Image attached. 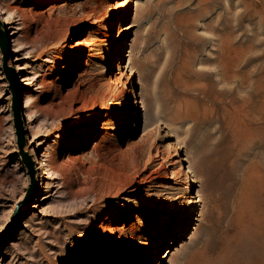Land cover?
<instances>
[{
	"label": "rangeland",
	"instance_id": "obj_1",
	"mask_svg": "<svg viewBox=\"0 0 264 264\" xmlns=\"http://www.w3.org/2000/svg\"><path fill=\"white\" fill-rule=\"evenodd\" d=\"M0 13V264H264V0H0ZM222 39L251 60L226 83L198 63ZM195 85L220 121L192 134L173 119ZM126 93L140 110L118 133ZM243 99L250 120L229 118ZM208 134L220 142L198 161Z\"/></svg>",
	"mask_w": 264,
	"mask_h": 264
},
{
	"label": "bare ground",
	"instance_id": "obj_2",
	"mask_svg": "<svg viewBox=\"0 0 264 264\" xmlns=\"http://www.w3.org/2000/svg\"><path fill=\"white\" fill-rule=\"evenodd\" d=\"M114 10H117V13L123 12V9L118 8V7H114L112 10L110 9V12L111 13L112 12L115 13ZM0 22H1V24L4 23L3 17H1V13H0ZM111 29H112V27H111V23H110V26L108 27V31L110 32ZM117 40H118V37L114 38L112 40V42H115ZM195 41L190 42V46L191 47L186 49L183 52V56L181 57L182 59L180 60V67H179L180 71H182V72H188L192 68L193 63H195V61H196L195 60V57H196V55H195ZM112 48H113V45H112ZM111 52H112V55H113V50ZM214 53H215V57L214 58H211V57L208 56L207 58L200 59V61H198V63L205 64V63L214 62V64L216 65V68L218 69L219 75L221 76V80L224 83H226L230 79L236 77L237 74H239L241 68H243L249 61H251L250 59H247V57L245 56V54H244L245 51L243 52L240 43H234L233 41L228 40V39H222V40L218 41V43H217V52H214ZM255 71H257V70H255ZM258 78L260 79V77H258ZM256 79H257V77L255 78V80ZM197 85H195V97H194V99H191L190 102H186L185 105H182V106L178 105V108L175 111V115H174L175 119H173L176 123H180V124H183L186 121L192 122L193 124L190 127V129L188 130L189 132H192V134H194V133L196 134L197 132H199V130H201L200 126H199V122L206 123V122H209V121H212V122L213 121H217V122L220 121L219 117L215 116L213 114L212 109L207 104V99H206L207 97H206V95L204 93V90H203L204 89V87H203L204 85L203 86L202 85L201 86H197ZM258 90L259 89H256V87H252V88H249V90H247L246 93L249 94V95L255 96V97L258 96V98H259L258 94H261V91H258ZM132 96L135 97V100L133 101V103L135 105L134 110L139 111L140 110L139 103H141V102L136 100V95L135 94H132ZM260 101H262V100H259V102H258L259 104H260ZM183 102H185V100ZM100 103H101L100 109L105 108V105H106L105 102L102 101ZM133 103L131 102V99H130L129 95L126 93L125 94V98H124V104H125V107H126L125 108V113H124V116H123V124L124 125H122L118 129V133L124 131L125 124H126V122L128 121V118H129V112H130V110H133V108H132V104ZM181 104H182V102H181ZM234 104H235V106H233L232 101H231V103H230L231 110L228 112V114H229L228 117L230 118L231 115H232V117L238 119L239 122L244 121V119L248 120L249 116L245 112V107L247 106V100L243 99L240 102H235L234 101ZM260 105H262L260 107L264 108L263 107L264 106L263 101H262V104H260ZM257 107H259V106H257ZM259 108H256L259 111V114L257 113L258 117H256V119H254V121H255L256 124H264V110H260L261 108L260 109ZM199 109L203 110L202 119L199 118V115L197 113ZM225 115H227V114H225ZM253 116H256V115H253ZM249 120H250V118H249ZM227 124H229V123H227V121H226L225 125L227 126ZM216 132H220V134H222L223 133V129L221 127L220 128H216ZM212 137H213L212 134H208L204 138H201V140L198 142V145H200V146H199L198 150L195 152V158L198 161L206 162V161H209L210 159H213L214 150H212V149L216 148V146L219 144L220 140L215 139V142H213L212 141L213 140ZM207 143L209 144V145H207L209 148L203 149L201 147V145L203 146L204 144H207ZM160 156H161V158H160L161 162H159V167H164L165 163L167 162V156L165 157L163 155V153L162 154L160 153ZM183 161H186V159H177L176 161H174V162L171 161V162L173 164L174 163L178 164L180 166L179 168L182 169V162ZM39 163H40V168L45 166L43 161H41ZM187 168H188L187 173L191 172L190 167L188 166ZM173 174H174L173 172L168 173V171L163 169V175L165 176V178H168V179L172 178ZM197 198H195L194 200H197ZM196 203H199V200L198 201H194V203H192L190 208H189L188 218H187L188 221L190 219V216L192 215V212L194 213L195 210H196V208H195L196 207L195 206ZM177 228H179V227H176V229ZM116 231H120V230L112 229V232H116ZM103 239H105L106 242L111 244V242L113 241V233H112V235L110 233L103 234L102 235V240ZM161 243H162V241H160L158 243H155V246L153 248L154 252L152 253V257L153 258H155V256L157 255V249L159 248ZM109 263L110 262H105V264H109ZM118 264H122V263H118Z\"/></svg>",
	"mask_w": 264,
	"mask_h": 264
},
{
	"label": "water",
	"instance_id": "obj_3",
	"mask_svg": "<svg viewBox=\"0 0 264 264\" xmlns=\"http://www.w3.org/2000/svg\"><path fill=\"white\" fill-rule=\"evenodd\" d=\"M0 48L4 55V62H5L9 56V44H8V37L4 33L1 22H0ZM11 92H12L11 109L13 112V124L15 128V133L19 141V145L22 146L24 130H23V122L20 114L21 107L19 103L18 92L15 86L11 87Z\"/></svg>",
	"mask_w": 264,
	"mask_h": 264
}]
</instances>
